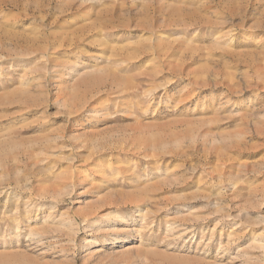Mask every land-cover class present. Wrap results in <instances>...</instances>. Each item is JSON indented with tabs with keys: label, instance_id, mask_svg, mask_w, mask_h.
Instances as JSON below:
<instances>
[{
	"label": "rangeland",
	"instance_id": "obj_1",
	"mask_svg": "<svg viewBox=\"0 0 264 264\" xmlns=\"http://www.w3.org/2000/svg\"><path fill=\"white\" fill-rule=\"evenodd\" d=\"M0 264H264V0H0Z\"/></svg>",
	"mask_w": 264,
	"mask_h": 264
},
{
	"label": "bare ground",
	"instance_id": "obj_2",
	"mask_svg": "<svg viewBox=\"0 0 264 264\" xmlns=\"http://www.w3.org/2000/svg\"><path fill=\"white\" fill-rule=\"evenodd\" d=\"M138 203V202H137ZM139 206H136L137 211H139ZM138 214V213H137ZM140 214V213H139ZM114 215V214H113ZM120 219H122L123 223L127 222V219L124 217H120ZM84 221H87L86 218L83 219ZM138 230H136L135 228L131 229L130 233L128 234V236H122L121 234L118 235L117 238V242L122 246L123 243H126L127 241L131 240L132 238H135L136 236H138Z\"/></svg>",
	"mask_w": 264,
	"mask_h": 264
}]
</instances>
